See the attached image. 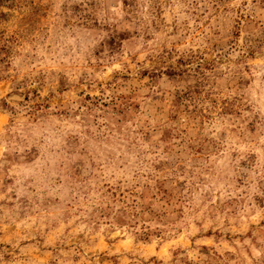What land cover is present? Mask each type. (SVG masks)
<instances>
[{"label": "clouds", "instance_id": "obj_1", "mask_svg": "<svg viewBox=\"0 0 264 264\" xmlns=\"http://www.w3.org/2000/svg\"><path fill=\"white\" fill-rule=\"evenodd\" d=\"M0 264H264V0H0Z\"/></svg>", "mask_w": 264, "mask_h": 264}]
</instances>
